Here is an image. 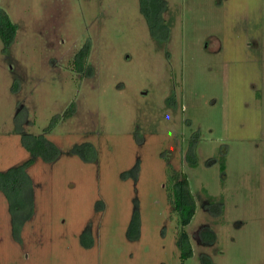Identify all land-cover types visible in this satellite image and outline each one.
<instances>
[{"label": "rangeland", "instance_id": "rangeland-1", "mask_svg": "<svg viewBox=\"0 0 264 264\" xmlns=\"http://www.w3.org/2000/svg\"><path fill=\"white\" fill-rule=\"evenodd\" d=\"M161 1L167 38L144 0H0L17 24L0 36V170L33 159L32 198L0 191V264H264V0ZM177 170L197 203L185 227Z\"/></svg>", "mask_w": 264, "mask_h": 264}, {"label": "trees", "instance_id": "trees-1", "mask_svg": "<svg viewBox=\"0 0 264 264\" xmlns=\"http://www.w3.org/2000/svg\"><path fill=\"white\" fill-rule=\"evenodd\" d=\"M145 5L143 4L144 14L148 20L151 34L154 37L164 38L168 37L169 27L164 21L163 17L160 16V13L154 15L149 9L151 8V3H158L163 8V3L161 0H144ZM147 4V5H146ZM154 8V7H153ZM17 33V24L14 23L7 12L0 8V36L2 37L6 48L10 46L16 37ZM89 45L86 44L85 47L76 55L75 64L78 70H82L86 63V56L89 53ZM75 106V103L72 104V107ZM71 109V108H70ZM75 110V107H74ZM74 110H67L65 115L67 114L71 116ZM48 128H51L48 127ZM50 130V129H48ZM26 137H29V140H25L26 146L32 151L35 157L42 156L46 160H52L57 157L58 148L57 146L47 137L45 134H27ZM86 146H92L90 143H84L82 145L77 146V151L82 153V148ZM187 155V159L189 160L190 165H197V155L195 153L194 147ZM47 149V150H46ZM93 149V147H92ZM48 151V153H47ZM57 155V156H56ZM33 162V159H29L24 161L23 163H19L14 165L6 170H0V191H2L11 201L17 200L19 196L23 194L24 191H28L31 194L30 182L31 179L27 173V167ZM222 169H225V165L222 164ZM171 184H170V200L173 206V209L179 214L180 223L183 227L190 224L192 221L196 209L197 203L195 199V195L190 188V182L187 173L182 170H177L171 173ZM32 198V194H31ZM213 197H208V203L213 204ZM221 212V209H220ZM203 238L206 240L207 237L210 238L211 241L216 240L217 235L215 231L209 227L204 226L203 228ZM178 246L181 250V258L187 259L193 255V247L190 240L189 233L183 228L179 237H178ZM204 264H210V262L206 261V257H203Z\"/></svg>", "mask_w": 264, "mask_h": 264}, {"label": "flooded vegetation", "instance_id": "flooded-vegetation-1", "mask_svg": "<svg viewBox=\"0 0 264 264\" xmlns=\"http://www.w3.org/2000/svg\"><path fill=\"white\" fill-rule=\"evenodd\" d=\"M157 5H156V8L154 7H152V8H150L149 9V11L152 13V14H154V15H156V14H158V13H161L160 12V8H161V6H160V4H158V3H156Z\"/></svg>", "mask_w": 264, "mask_h": 264}]
</instances>
